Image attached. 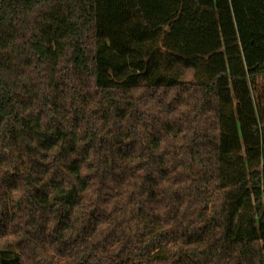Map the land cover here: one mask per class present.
Here are the masks:
<instances>
[{
    "label": "trees",
    "instance_id": "1",
    "mask_svg": "<svg viewBox=\"0 0 264 264\" xmlns=\"http://www.w3.org/2000/svg\"><path fill=\"white\" fill-rule=\"evenodd\" d=\"M0 264H264V0H0Z\"/></svg>",
    "mask_w": 264,
    "mask_h": 264
},
{
    "label": "rangeland",
    "instance_id": "2",
    "mask_svg": "<svg viewBox=\"0 0 264 264\" xmlns=\"http://www.w3.org/2000/svg\"><path fill=\"white\" fill-rule=\"evenodd\" d=\"M185 79H186V80H190V79H191V78H190V75L186 76Z\"/></svg>",
    "mask_w": 264,
    "mask_h": 264
}]
</instances>
